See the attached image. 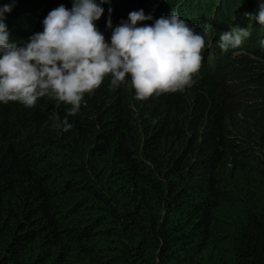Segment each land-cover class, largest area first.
Returning a JSON list of instances; mask_svg holds the SVG:
<instances>
[{
	"label": "trees",
	"instance_id": "obj_1",
	"mask_svg": "<svg viewBox=\"0 0 264 264\" xmlns=\"http://www.w3.org/2000/svg\"><path fill=\"white\" fill-rule=\"evenodd\" d=\"M96 2L109 43L132 11L153 17L139 26L175 12L205 37L202 69L147 100L108 77L74 116L47 96L0 102V264H264V0ZM61 4L16 0L10 40L23 46ZM238 26L251 35L222 51Z\"/></svg>",
	"mask_w": 264,
	"mask_h": 264
},
{
	"label": "clouds",
	"instance_id": "obj_2",
	"mask_svg": "<svg viewBox=\"0 0 264 264\" xmlns=\"http://www.w3.org/2000/svg\"><path fill=\"white\" fill-rule=\"evenodd\" d=\"M15 2L0 7V102L32 108L47 96L70 105L68 115L74 116L86 103L85 95L93 94L108 77L113 89L130 77L136 99L147 100L185 91L202 69L205 37L175 12L139 26L153 17L143 10L132 11L129 21L114 28L109 43L96 25L104 14L101 4L72 0L71 9L61 4L51 10L43 20V31L21 46L10 40L4 23V13ZM255 19L264 25V3ZM107 27H113L111 18ZM250 35L247 27H232L220 34L219 48L224 52L239 48ZM260 43L264 45V40ZM53 120L55 128L72 127L67 116L62 122L59 116Z\"/></svg>",
	"mask_w": 264,
	"mask_h": 264
},
{
	"label": "rangeland",
	"instance_id": "obj_3",
	"mask_svg": "<svg viewBox=\"0 0 264 264\" xmlns=\"http://www.w3.org/2000/svg\"><path fill=\"white\" fill-rule=\"evenodd\" d=\"M109 35H111L112 36V32H110V30L109 29H107V31H106Z\"/></svg>",
	"mask_w": 264,
	"mask_h": 264
}]
</instances>
